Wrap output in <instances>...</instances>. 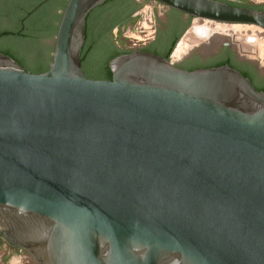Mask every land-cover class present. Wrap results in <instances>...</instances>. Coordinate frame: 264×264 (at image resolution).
I'll return each instance as SVG.
<instances>
[{"label": "water", "instance_id": "1", "mask_svg": "<svg viewBox=\"0 0 264 264\" xmlns=\"http://www.w3.org/2000/svg\"><path fill=\"white\" fill-rule=\"evenodd\" d=\"M105 1L67 0L40 40L43 72L0 52L1 236L37 264H264V91L228 64L187 70L142 49L87 77L86 18ZM155 1L264 30L262 9L140 8ZM125 29L111 38L127 49Z\"/></svg>", "mask_w": 264, "mask_h": 264}, {"label": "trees", "instance_id": "2", "mask_svg": "<svg viewBox=\"0 0 264 264\" xmlns=\"http://www.w3.org/2000/svg\"><path fill=\"white\" fill-rule=\"evenodd\" d=\"M221 1L236 6L264 10V4L237 3L230 0ZM66 2L67 0H50L44 3L33 14L34 16H41L40 18L44 21L42 25L33 31H24L14 37L2 36L0 38V52L13 57L28 71L39 73L47 70L51 61L53 45H45L40 40L43 37H51L56 34L61 11ZM140 6L141 3L137 0H107L88 14L85 25V42L80 54L81 67L87 77L95 79L111 78L108 60L120 53L131 51V49L119 47L111 38V32L114 27L130 24L133 21V14ZM182 14L184 13L170 8L169 18L173 22L169 26H164L163 29H157L154 40L147 44L145 49L169 58L178 39L189 24V19H182ZM222 64H228L238 69L251 80L257 90L264 91V76H260L254 64L238 58L227 45L221 52L208 58L207 61H203L195 55L192 59L187 60L184 66L187 70H192L200 65L209 67ZM2 239L3 237L0 234V241Z\"/></svg>", "mask_w": 264, "mask_h": 264}, {"label": "rangeland", "instance_id": "3", "mask_svg": "<svg viewBox=\"0 0 264 264\" xmlns=\"http://www.w3.org/2000/svg\"><path fill=\"white\" fill-rule=\"evenodd\" d=\"M139 3L143 4V0H137ZM246 4H264V0H246ZM153 7L152 11L155 14L156 18L160 17L161 20H164L167 16L165 5H160L158 2H153L150 4ZM141 22L146 24L147 20L150 17V11L146 8H141ZM198 24L203 26L197 38H195V44L192 48L183 53L180 57H173L174 51L171 53V58L174 63L181 62L187 54L189 53H197L203 57H207L213 55L217 52L218 46H222L226 44L229 46L237 55V57L247 60L254 64L260 71L264 72V55L260 54L259 50H256L254 47H251L249 44H244L243 40L237 38V35H251L257 34L260 41L264 42V32H259L254 26L251 24H241V23H228L225 25L227 28L224 32H220L215 30V26L213 22L210 21H202V20H190L189 24L184 32H187L188 29L194 26V24ZM237 28L240 26L238 30H234L231 26ZM220 26V25H219ZM230 27V28H229ZM152 36V35H151ZM184 36V35H183ZM147 36L142 33H137L131 29V27H126L122 38L132 40L129 48H140L145 46L148 41L151 39L146 38ZM136 38V39H135ZM138 39V40H137ZM140 40V41H139ZM180 40L177 41L173 50H175L177 44ZM240 41V42H239ZM246 46V47H245ZM254 48V49H253ZM134 50V49H131ZM254 51V52H253ZM0 264H37L30 254L23 250L19 249L15 246H11L4 239L0 241Z\"/></svg>", "mask_w": 264, "mask_h": 264}, {"label": "flooded vegetation", "instance_id": "4", "mask_svg": "<svg viewBox=\"0 0 264 264\" xmlns=\"http://www.w3.org/2000/svg\"><path fill=\"white\" fill-rule=\"evenodd\" d=\"M48 1H50V0H0V38L4 35L16 36V35L24 32V31H33V30L39 28L44 21H43V19L40 18L41 16H34L33 14L44 3L48 2ZM54 1H60V0H54ZM36 5H38V7L32 13L28 14V12L33 7H35ZM29 7H30V9H28L26 11V9ZM140 9L141 8H139L133 14V21L130 24H128L127 26L114 27L112 32L115 29L121 30V29H124L126 27H132L133 24L136 23L141 17ZM57 11L59 12L60 10L57 9ZM153 19H154V23H155V33H154V36L148 41L147 44H149L151 41L154 40L157 29H163L164 26H169L173 22V20H170L169 16H166L164 20H161L160 17L156 18L154 13H153ZM22 20H23V27L21 25ZM21 28H22V30L17 33V31ZM145 46L137 48V49L146 50ZM225 46H226L225 44L222 46H218L217 52L215 54L207 56V57H203L197 53H189L186 55V57L181 62L176 63V64L179 67L186 69V67L184 66L185 62L189 59H192L195 55L199 56L203 61H207L208 58H210V57L218 54L219 52H221V50ZM235 55H236V53H235ZM198 67H205V66L200 65V66H197L195 68H198ZM256 69L258 70L260 76H264V72L260 71L257 67H256Z\"/></svg>", "mask_w": 264, "mask_h": 264}, {"label": "bare ground", "instance_id": "5", "mask_svg": "<svg viewBox=\"0 0 264 264\" xmlns=\"http://www.w3.org/2000/svg\"><path fill=\"white\" fill-rule=\"evenodd\" d=\"M215 25H216L215 26V30H218L220 32H224V30L227 29L225 27V25H220V26H219V24H215ZM239 27L240 26H237L238 29H240ZM231 28L234 29V30H238L233 25L231 26ZM202 29H204V25L201 26V25H198L197 23L194 24L193 27L188 29L187 32L182 37V39L177 44L172 56L175 57V58H178L183 53H185L187 50L192 48L194 46V44H195V38H197V35L199 34V32ZM236 37L239 38L240 40L242 39L244 44H249L251 47H254L256 50H259L261 55H264V42H262L259 39H257L254 34H251V35H242V34H240V35H237Z\"/></svg>", "mask_w": 264, "mask_h": 264}, {"label": "built area", "instance_id": "6", "mask_svg": "<svg viewBox=\"0 0 264 264\" xmlns=\"http://www.w3.org/2000/svg\"><path fill=\"white\" fill-rule=\"evenodd\" d=\"M155 2H158V1H155ZM160 3V2H158ZM144 8L146 9H149L150 11V17L149 19L147 20V23L144 24L141 22V17L140 19L133 24V26L131 27V29L137 33H142L144 35H146L147 37L146 38H149V36L152 38L154 36V33H155V23H154V19H153V7L149 5L145 6ZM141 11V9H140ZM210 22H213L214 23V26L215 24H219V25H228V23H223V22H215V21H210ZM255 26V25H254ZM259 32H264V30L260 29L259 27H255ZM152 35V36H151ZM255 36L257 38H259L257 36V34H255ZM136 39V38H135ZM138 40V39H137ZM140 41V40H139ZM128 49V48H127ZM129 49H136V48H129Z\"/></svg>", "mask_w": 264, "mask_h": 264}]
</instances>
